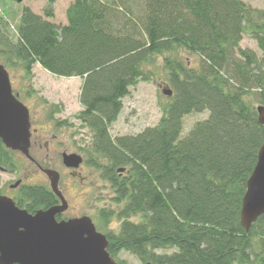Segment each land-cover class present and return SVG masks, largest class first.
<instances>
[{
    "label": "trees",
    "instance_id": "obj_1",
    "mask_svg": "<svg viewBox=\"0 0 264 264\" xmlns=\"http://www.w3.org/2000/svg\"><path fill=\"white\" fill-rule=\"evenodd\" d=\"M46 1L52 18L55 0ZM141 4L138 16L114 2L75 0L61 27L23 7L16 39L1 40L0 57L27 76L37 63L53 76L82 79L79 119L92 132V153L108 165L116 218L123 219L117 234L105 235L111 257L123 251L149 264H252V240L264 249V215L248 232L239 217L264 144L256 113L264 106V11L242 0ZM246 32L261 58L239 46ZM183 55L197 65L187 66ZM155 56L168 73L170 103L156 127L112 139L122 99L147 79ZM204 111L207 119L180 137L182 118ZM12 154L0 141V168L14 171ZM120 168L126 177L117 178ZM15 203L34 214L54 202L46 187L25 185ZM100 216L107 222L113 213Z\"/></svg>",
    "mask_w": 264,
    "mask_h": 264
},
{
    "label": "rangeland",
    "instance_id": "obj_2",
    "mask_svg": "<svg viewBox=\"0 0 264 264\" xmlns=\"http://www.w3.org/2000/svg\"><path fill=\"white\" fill-rule=\"evenodd\" d=\"M75 0H55L52 7L53 17L45 16L47 9L46 0H0V17L3 18L6 25L0 27V42L6 36L11 39H16L17 25L19 24V13L23 7L29 8L34 14L43 17L49 22L61 27L66 25V11ZM106 3H115V10L125 12L127 9L133 14L141 13V0H102ZM253 9L264 11V0H242ZM139 16V15H138ZM239 46L243 49L252 50L258 58H261V52L257 48L256 43L251 39L246 32L243 34ZM0 50H2L0 44ZM180 60L186 63L187 66L195 67L197 59L195 56H182ZM0 64L7 70L9 74L12 92L17 95L18 100L28 108L31 116L32 129H38V135L49 137L55 133L59 141L54 147L56 150H62L67 147V151H75V145L83 148L85 153H92V132L82 125L79 119V113L83 110L80 101V90L82 79L77 77L61 78L56 77L42 69L37 63L32 67V75L27 76L19 65L6 64L5 58L0 57ZM147 79L140 80L135 86L129 88L128 94L122 99V110L116 121L109 126V134L112 139L135 136L146 128L156 127L162 116L166 106L170 103L171 97L163 94V90H173L168 82V73L163 64V58L160 56L152 57L151 61L145 68ZM255 106L257 104H254ZM206 111L201 113H190L182 118V130L180 137H184L191 128L197 123L207 119ZM56 118V119H54ZM69 124L70 127L58 126ZM69 138L68 144L64 142L63 133ZM73 132V133H71ZM41 141V146L43 144ZM89 144V145H88ZM91 146V147H90ZM88 152V153H89ZM85 154L84 165L82 172L85 175L92 174L97 177V187H89L83 189L87 196L75 198L72 201V206L75 210L70 211L78 216L89 217L96 230L101 234H117L121 220L116 218V213L119 207L114 202V191L105 187L103 181L100 180L101 174L99 171L90 170L89 166L97 164L107 167L105 160L92 154ZM31 156L37 161L44 163L43 159L46 156V151L43 146L31 150ZM14 171L6 173L0 170V194L6 195L8 198L15 199L18 196V189L10 190L9 186L13 185L19 178H25V185H43V177L33 173L34 167L28 160L19 153H13ZM52 168L62 173L63 182L70 181L67 177L64 166L61 163V158L56 157L55 152L51 151L48 155ZM88 169V170H87ZM31 173L30 175H27ZM33 173V175H32ZM127 176V173L124 177ZM8 191V192H7ZM98 195V196H97ZM97 199L94 200L93 198ZM112 212L113 216L109 217L107 222L101 219L100 213ZM131 221L138 222V217L130 218ZM156 253H171L172 250H158ZM118 264H145L141 263L136 257L126 252H118L112 256ZM260 259L262 261L260 262ZM252 264H264V249H261L260 241L257 238L252 240Z\"/></svg>",
    "mask_w": 264,
    "mask_h": 264
},
{
    "label": "water",
    "instance_id": "obj_3",
    "mask_svg": "<svg viewBox=\"0 0 264 264\" xmlns=\"http://www.w3.org/2000/svg\"><path fill=\"white\" fill-rule=\"evenodd\" d=\"M163 94L171 97L172 91L163 90ZM256 113L258 123L264 126V106H257ZM30 127L29 111L13 94L9 74L0 65V141L7 150L34 161L29 154ZM81 162L79 155L62 154V163L67 168L76 169ZM44 172L51 191L61 200L60 206L30 214L12 199L0 195V264H118L107 251V238L96 230L89 217L56 220V215L65 209L58 190L59 175L52 169ZM262 215L264 144L242 198L239 222L243 230L248 232Z\"/></svg>",
    "mask_w": 264,
    "mask_h": 264
},
{
    "label": "flooded vegetation",
    "instance_id": "obj_4",
    "mask_svg": "<svg viewBox=\"0 0 264 264\" xmlns=\"http://www.w3.org/2000/svg\"><path fill=\"white\" fill-rule=\"evenodd\" d=\"M54 119H56V118H54ZM31 122H32V120H31V116H30V124H31ZM82 125H84L83 122H82ZM65 126L67 128L70 127L69 124H65V125H61V126L59 125L58 126V130H61L60 127H63L64 130H67V129H65ZM86 128L88 130H90L87 126H86ZM71 133H73V132H71ZM62 137L65 140L64 142H66V144H68L69 138H68V136L66 135L65 132L62 134ZM42 140H44L42 146H43L44 150L46 151V156L43 159L44 163H41V162L37 161L32 156L31 157L33 158L34 161H28L31 164L30 166L35 168L33 173L37 172V174H39V175H41L43 177V182H45V184H43V185H40V184H36V185L44 186L50 191V193L52 195V198H53V202H54L51 207L60 206L61 205V200L51 191V189L49 187L48 177L46 176V174L44 172L45 169H52V170L56 171L58 173V175H59L58 190L60 191V193L62 195V198L65 201V209L63 211H61L59 214H57L55 218H56L57 221L68 220V219H73V218H79L81 216L75 215L74 213L70 214V211L75 210L73 208V206H72V201L75 198H78V197L84 199V197L87 196V193L83 192V189L89 188L91 186L92 187H97V182H98L97 181V177L95 178L93 173L89 174V175H85L81 171L82 170V166L84 165L85 154H89L90 152L88 151L89 153L88 152L85 153L83 148H80L77 145H75V149H76L75 151H67L68 150L67 147H64L62 150H56L55 148H53L55 143L56 142H58L60 144L62 143V141H59L58 136L55 133H52L49 137H46V138L43 137L42 135L39 136L38 135V129H32V124H31V136H30V147H29L30 155H31V150L36 149V148L38 149V148L42 147L41 146V141ZM91 146H92V143H91ZM51 151L55 152L56 157L59 156L61 158V163H62V154H64V153L65 154H76V155H79L82 158L81 164L76 169L67 168L62 163V165L64 166V169H65L66 175H67V177L70 178V181L63 182V184H62V176H61L62 173L57 171L56 169L52 168V162H50V160H49L48 155L51 153ZM90 154H92V153H90ZM89 167H90L89 169L91 171L92 170L93 171L94 170L99 171V173L101 174L100 180L103 181L105 184H107L105 187H108L109 190H112V192L115 190L113 185H112V183H111V181H110V179H108L106 177L105 166H99V165L93 164V165H91ZM124 169L125 170L122 171V172H118V171L115 172L117 178H121L127 173L128 169L127 168H124ZM3 171L6 172V173H9V171H7V169H4ZM33 173H32V175H33ZM30 174L31 173H28L27 175H30ZM25 178L24 179L23 178H19L17 180V182H19L18 186L16 188H10V186H11L10 185L9 189L12 190V191L16 190V189L19 190V188L21 186L25 185L24 184ZM6 195H4V196H6ZM97 196H96V198H93V199L96 200Z\"/></svg>",
    "mask_w": 264,
    "mask_h": 264
}]
</instances>
